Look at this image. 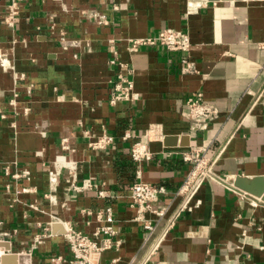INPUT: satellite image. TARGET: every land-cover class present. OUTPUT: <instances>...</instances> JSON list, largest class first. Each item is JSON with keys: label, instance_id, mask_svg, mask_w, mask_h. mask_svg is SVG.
<instances>
[{"label": "crops", "instance_id": "crops-1", "mask_svg": "<svg viewBox=\"0 0 264 264\" xmlns=\"http://www.w3.org/2000/svg\"><path fill=\"white\" fill-rule=\"evenodd\" d=\"M13 1L0 0V254H29L33 264L69 258L65 225L93 235L112 207L118 246L104 251L99 264H138L180 206L172 195L192 169L182 153L197 151L212 164L211 177L165 234L151 264H264V202L227 181L232 175L264 179V1L19 0L11 28L5 17ZM90 11L105 14L108 23L86 17ZM52 24L81 46L63 50ZM167 28L188 33L196 72L184 73L180 54L161 46L129 51L132 40ZM111 40L125 68L110 64ZM5 65L28 76L35 86L31 97ZM119 71L138 98L111 105ZM14 90L20 93L16 109ZM196 93L218 113L204 129L186 105ZM157 126L165 137L150 143L154 156L139 169L142 180L167 188L158 206L168 212L159 220L148 215L155 230L147 240L129 191L138 167L122 137L145 140ZM89 130L113 134L116 144L91 149ZM63 137L75 143V152L60 151ZM66 162L75 163L73 171ZM74 180L92 187L74 192Z\"/></svg>", "mask_w": 264, "mask_h": 264}, {"label": "built area", "instance_id": "built-area-1", "mask_svg": "<svg viewBox=\"0 0 264 264\" xmlns=\"http://www.w3.org/2000/svg\"><path fill=\"white\" fill-rule=\"evenodd\" d=\"M18 2L19 0L13 1L5 17V23L11 28L16 26L19 17L17 8ZM85 15L86 17L93 18L99 25L108 23L106 15L99 11H90ZM50 32L53 37L57 38L61 48L65 51H72L73 49L75 51L82 44L78 39H69L66 32L63 29L57 28L55 24L50 26ZM110 44L112 45L110 46V64L119 68H125L126 65L119 62V52L115 47V41L111 40ZM143 46H161L170 53H179L183 65L182 71L184 73L196 72L190 57L192 43L188 33L169 28L162 29L153 37L132 40L129 44V51L131 53H137ZM74 56L77 57V54ZM4 69L12 72V78L17 86L19 84L27 85L24 89V94L28 97L33 95L35 86L28 81L29 78L25 73L18 72L12 65H5ZM19 96L20 93L14 90L10 104L14 106L15 109L18 106ZM137 98V94L134 92L133 82L119 71L110 93V104L115 105L118 102L134 101L137 100ZM186 105L189 110V118L203 129L207 127L208 122L217 117V111L203 102L202 94L196 93L191 95ZM29 112L30 108H24L23 113L25 115L29 114ZM85 136L88 140L87 145L93 150L100 151L110 149L116 144L117 140L113 134L105 130H102L99 136H94V132L89 130L85 132ZM164 137L165 134L163 130L158 126L152 127L147 131L145 140L134 139L129 133H125L122 137L124 141H130V157L138 167V179L130 186L129 191L132 206H134L137 211L134 220L137 223H141L143 228L148 232L147 240H149L155 230V223L148 218V215H154L157 217V220L167 215L168 207H161L158 206V204L160 203L161 197L168 194V190L163 185L142 180L139 168L144 162L150 161L154 156V152L150 148V143L153 141H163ZM60 151L64 153H73L76 151V145L70 138L63 137L60 142ZM182 158L186 163L192 165V169L179 189L172 195L174 200L178 198L181 199L180 206L174 216L168 221V226L164 233L150 244L147 253L138 264H151L152 257L162 243L165 234L173 227L175 220L188 209L194 195L201 187V184L211 177L212 164L202 157L199 152H183ZM66 164L70 171H73L76 167L74 162H66L65 165ZM5 174L11 175L9 167L5 168ZM13 177L17 178L19 176L13 174ZM91 187L90 181H85L83 185H78L76 180L72 183V190L74 192L89 190ZM98 194L100 197H105V192L103 191H99ZM104 214L105 219H102H104L103 221L107 224L101 226L93 235H87L76 229L73 225L66 224L64 237L72 255L69 258L62 255L52 257L50 261L51 264H99L100 257L104 251L118 246V242L114 241L116 231L113 227L114 215L112 207H106ZM42 240L43 236L37 237V244H41L43 242ZM111 264H115V260L112 261Z\"/></svg>", "mask_w": 264, "mask_h": 264}, {"label": "water", "instance_id": "water-1", "mask_svg": "<svg viewBox=\"0 0 264 264\" xmlns=\"http://www.w3.org/2000/svg\"><path fill=\"white\" fill-rule=\"evenodd\" d=\"M210 2H231V1H264V0H208ZM166 137L165 140H173V138ZM176 139V138H174ZM174 141V140H173ZM168 145H175V143L168 142ZM227 181L231 184H234L236 187L242 189L243 191L259 197L264 202V179L259 177L255 179H249L240 176H228ZM63 232V231H62ZM3 246V243L0 242V247ZM11 248L8 247V250ZM19 260L20 264H33L32 256L29 254H19V253H6L0 254V263H10L14 264Z\"/></svg>", "mask_w": 264, "mask_h": 264}]
</instances>
